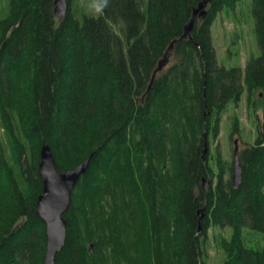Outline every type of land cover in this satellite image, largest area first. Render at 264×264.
<instances>
[{
	"label": "trees",
	"instance_id": "1",
	"mask_svg": "<svg viewBox=\"0 0 264 264\" xmlns=\"http://www.w3.org/2000/svg\"><path fill=\"white\" fill-rule=\"evenodd\" d=\"M53 1L0 0V264H44V144L59 171L90 157L55 264H207L209 229L219 264H264L251 233L264 234V0H251L255 52L229 66L211 24L240 0H210L188 38L201 0H67L61 19ZM241 102L255 133L234 186L232 159L213 144ZM228 117L231 140L240 120Z\"/></svg>",
	"mask_w": 264,
	"mask_h": 264
},
{
	"label": "water",
	"instance_id": "2",
	"mask_svg": "<svg viewBox=\"0 0 264 264\" xmlns=\"http://www.w3.org/2000/svg\"><path fill=\"white\" fill-rule=\"evenodd\" d=\"M210 0H201L197 7L193 10L192 17L184 26L183 37L188 38L191 36V28L193 24V17L197 15L200 20H203L206 16V6ZM68 8L67 0H54L53 12L59 18H63ZM172 41L162 58L158 61L157 67L152 73L151 80L155 74L165 67L173 53ZM237 140H234V148L232 152V183L237 186L242 174V168L238 159V144ZM206 146L203 152V158L206 155ZM89 158H85L79 164L66 171H59L56 166L55 158L49 145L44 144L40 150V161L38 163L39 175L43 181L42 192L39 194L36 205L35 214L39 216L45 223L46 231V249L44 264H55V255L63 247L66 240V219L63 216L67 209L73 187L85 173ZM202 186L205 190H208L209 179H202ZM205 206L198 210L200 214L198 219V226L196 235L201 231V218L204 215ZM89 249L92 251V244L89 245Z\"/></svg>",
	"mask_w": 264,
	"mask_h": 264
},
{
	"label": "rangeland",
	"instance_id": "3",
	"mask_svg": "<svg viewBox=\"0 0 264 264\" xmlns=\"http://www.w3.org/2000/svg\"><path fill=\"white\" fill-rule=\"evenodd\" d=\"M97 2V0H96ZM95 3V0H94ZM251 0H240L237 4L236 10L233 13L219 14L215 21L212 22V37L213 44L216 49L217 59L219 62L224 63L226 66L231 65V62L237 60L238 63L243 64L250 52H255V44L251 28L253 24V18L250 13ZM231 53L238 51L237 55L233 54L232 57L228 55L227 50ZM238 58V59H237ZM236 114L240 120V136L237 134L233 138H238V147L245 141H251L255 133L253 116L244 107L243 102L239 106L231 105L224 114L221 121V129L218 139L214 141L213 145H216L220 150L223 157L231 160L233 149V138L229 140L226 136L229 129L228 115ZM214 181V180H213ZM211 229L208 230L206 239V254L204 260L207 264H219L221 260V252L213 245L211 238ZM250 232V231H249ZM256 234L255 236L261 239V242L257 246L264 247V234L259 232H251ZM254 243V242H252Z\"/></svg>",
	"mask_w": 264,
	"mask_h": 264
},
{
	"label": "bare ground",
	"instance_id": "4",
	"mask_svg": "<svg viewBox=\"0 0 264 264\" xmlns=\"http://www.w3.org/2000/svg\"><path fill=\"white\" fill-rule=\"evenodd\" d=\"M201 234V233H200ZM199 236V235H198Z\"/></svg>",
	"mask_w": 264,
	"mask_h": 264
},
{
	"label": "clouds",
	"instance_id": "5",
	"mask_svg": "<svg viewBox=\"0 0 264 264\" xmlns=\"http://www.w3.org/2000/svg\"><path fill=\"white\" fill-rule=\"evenodd\" d=\"M99 7V6H98Z\"/></svg>",
	"mask_w": 264,
	"mask_h": 264
}]
</instances>
